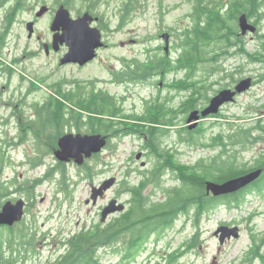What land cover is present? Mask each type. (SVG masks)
Returning <instances> with one entry per match:
<instances>
[{"label":"rangeland","instance_id":"1","mask_svg":"<svg viewBox=\"0 0 264 264\" xmlns=\"http://www.w3.org/2000/svg\"><path fill=\"white\" fill-rule=\"evenodd\" d=\"M20 1L22 2L0 0V46L3 45V37L8 35L7 47L0 49V183L10 188L11 182H14L18 188V192H15V188L8 189L9 196L2 200V204L19 199L25 201L23 221L18 226L26 228L24 231L27 235L35 232L32 244L37 254L34 259H30L33 255H28L26 264L48 260L52 263L65 255L71 246L68 243L73 238L86 234L88 228L95 230L99 225L110 224L118 217V212L111 213L101 222L100 211L110 200H117L127 210L130 199L127 187L139 185L144 176L153 170L155 156L148 155V147L144 143L148 142V134L143 132L140 135L109 139L100 153L85 160L82 165L78 166L71 161L60 164L59 167L49 150L43 153L34 148V139L25 127H31L30 123L42 109L41 106L51 102L52 98L60 105H65L66 101L51 90H60L56 84L64 76L67 79L97 80L96 88L109 93L115 107L122 110L117 111L116 117L110 120L118 122L120 126L126 125V129H130L133 124L145 127L143 116L146 102L153 105L159 98L174 96L172 94L175 92L169 85L173 86L172 82L181 80L185 76L184 72L173 71L162 81L160 77L151 79L147 76H141L139 83V80L130 82V79H126L127 83L123 84H110V81L115 76L120 78L121 74L125 75V61H146L148 55L152 56L158 48L162 49L163 40L158 39V36L163 33L170 35L167 56L176 60L178 52L173 50L170 53V49L180 43L178 36L183 37L181 33L193 26L196 0H137L130 9L129 16L124 8L127 0H94V5L87 4L86 0ZM203 2V6L216 5V8H224L222 13L229 7L225 0ZM16 4L19 9L13 13ZM41 4H49L51 8L64 6L71 19L83 18V13L89 12L86 14L92 17V21L88 22V26L97 28L103 42L113 47L99 50L97 57L85 66L77 67L70 63L58 68L55 64L56 56L45 55L37 40L41 35L43 40L46 38L49 18L39 21L36 34L31 35L28 31V24L40 11ZM87 6L90 7L89 11L86 10ZM57 11H53L52 17ZM240 14L245 13L242 10ZM94 17L97 18L96 23ZM255 20L251 19L249 22L254 24ZM14 35L20 36L19 44L14 43ZM262 36L264 18L256 25L255 33H246L240 37L244 51L252 54L258 48L259 37ZM67 51L66 46H60L57 57L63 58ZM229 51L232 56L221 58L217 69L208 65L209 63L197 67L193 80H204L208 99L219 90L232 87L242 80L250 79L252 85L239 94L234 102L224 104L218 116L187 125L186 114L180 115L170 129L164 128L167 135L160 140L161 148L172 150L173 153L176 150L180 164H194L200 159L210 162L220 153V148L204 144L219 134H234L241 126L251 130L249 138L237 146H230L228 139L227 153L223 155V159L232 161L240 168L244 165L248 169L264 154V130H255L258 125L264 127V65L250 62L247 57L235 53L234 49ZM63 90L67 92L68 88ZM87 93L88 91L82 93V96H87ZM180 96L182 95L176 96L168 104L178 108L180 98L185 99ZM207 102L201 100L198 108ZM67 108L80 112L72 104H68ZM153 115L154 113H149L147 117L151 118ZM41 123L37 120V126ZM65 127L79 135L90 134L87 125H83L79 131L74 124ZM197 129L201 133L194 135L193 143H188V133ZM48 138L51 140L52 137ZM16 142L19 145H13ZM34 160L36 163H33ZM173 177L171 172H165L161 186L165 189L176 186ZM111 179V185L97 194L93 201V188H98ZM24 184L31 187L28 190L32 195L30 201H27L24 191L20 189ZM144 196H151L149 199L152 202L164 199L163 191L155 190L154 183L145 187ZM240 199L243 201L239 208L235 205L230 208L219 205L204 215L198 224H195L192 216H180L158 238L151 236L147 247L131 259L129 264H264L261 258L254 256L255 252L264 256V243L257 249L259 243L264 241V191L248 193ZM221 225L237 226L239 237L220 242V235L214 233ZM81 240L84 238L81 237L78 242ZM90 247L97 261L94 264H119L122 247H108L104 242ZM19 251L21 256L27 254V250L23 248ZM85 253L88 252H82Z\"/></svg>","mask_w":264,"mask_h":264},{"label":"trees","instance_id":"2","mask_svg":"<svg viewBox=\"0 0 264 264\" xmlns=\"http://www.w3.org/2000/svg\"><path fill=\"white\" fill-rule=\"evenodd\" d=\"M86 1L89 2L87 4L94 5V0ZM134 2L138 1L127 0L125 2L124 8L128 16L130 9L134 7ZM203 3V0H196L193 26L183 34L181 33L183 37L178 36L180 43L170 49V53H173V50L178 52L176 60L167 56L163 46L162 49L158 48L153 52L152 56L148 55L146 61L135 59L128 62L125 67L126 78L130 79V82L139 80L137 83L141 81V76L151 79L160 77L162 81L173 71H183L185 74L181 80L172 82L173 86L169 85L170 89L175 92L172 94L174 96L165 99L159 98L153 105H150L151 102H146L147 106L143 116L146 122L145 127L133 124V126L130 125V129H126L124 127L126 125L120 126L118 122L110 120L116 117L117 111L121 112L122 110L115 107L113 99H109L101 93L90 97H82L78 92L70 94L69 97L74 99L71 102L76 105V109L81 111L80 113L70 109L69 111L67 107H61L60 112H57V103L55 106L53 103H48L37 113L41 118L56 111L53 114V119L60 120V134L65 125L73 126V124L78 131L83 125H87L88 132L108 136V139L147 133L148 142L144 143L148 147V155L155 156L153 170L144 176L139 185L127 187L130 199L124 213L119 214L110 224L99 225L95 230L87 229L86 234L73 238L72 242L68 243L71 246L59 259H55L52 263L49 260L39 261L37 264H94L95 253L90 246L101 242H104L108 247L116 245L122 247L119 264H129L131 259L147 247V241L151 236L158 238L161 233L171 228L172 223L180 216L185 218L192 216L195 224H198L204 215L219 205L228 208L232 205L240 207L243 201L240 198L221 200L207 194L206 183H222L254 170L255 165L248 169L244 165L243 168H240L235 166L232 161L223 159V155L227 153V140L229 139L230 146L243 144L242 142L249 138L251 130L243 129L241 126L229 136L219 134L210 138L209 142L204 145L220 148V153L210 162L200 159L194 164H180L176 157V150L173 153L172 150L162 149L160 145L161 138L167 135V130L164 128L170 129L180 115L186 114V122L188 115L198 109L201 100L204 102L210 100L205 94L204 80H193L197 67L203 63H209L208 65H213L217 69V63L221 58L227 59L232 56L230 49L236 50L235 53L247 57L246 59L252 63L264 65V36L259 37L258 48L250 54L244 51L243 41L238 30V19L242 10L248 20L256 19L254 26L264 18V0H230L229 9L223 10L224 13L219 12L216 5L208 7L203 6ZM138 5L140 6V3ZM178 95H182L180 97L185 99L180 98L179 107L174 108L168 102ZM149 113H154V115L148 118ZM132 117L129 116V118ZM259 128L264 130V127L261 128L260 125L255 130H259ZM200 133L198 129L188 133V143H193L194 135ZM255 163H261L258 164V167L263 166L264 154ZM165 172H171L174 175L176 186L170 189L161 186L162 176ZM37 182L39 183L38 180ZM149 183H154L155 190L163 191L164 199L162 201L152 202L149 199L151 196H144V189ZM25 184L20 189L24 191L27 201H30L32 195L28 193V190L31 187L29 188ZM4 185V183H0V205L2 200L9 196L8 188ZM64 185L67 186L66 183ZM11 187H15V191L18 192L15 183L11 182ZM254 191L263 192L264 181L259 183ZM21 223L12 227L0 226V264H26L29 259L28 255H33L30 259L37 258L32 244L35 232L33 231L32 235L30 233L27 235L24 231L26 228L18 226ZM81 237L84 240L78 242ZM263 243L264 241L259 243L258 250ZM20 248L27 250V254L21 256ZM83 251L88 253L82 254ZM255 256L264 261V256L259 255V252H255ZM95 262L97 263V261Z\"/></svg>","mask_w":264,"mask_h":264},{"label":"water","instance_id":"3","mask_svg":"<svg viewBox=\"0 0 264 264\" xmlns=\"http://www.w3.org/2000/svg\"><path fill=\"white\" fill-rule=\"evenodd\" d=\"M43 12V11H42ZM62 31L60 35V44H65L68 47V53L65 55L61 63H78L83 65L94 57L95 49L102 46L100 42V33L96 29H91L88 26V22H91L89 16H83V18L77 20H71L68 12L63 8L57 11L55 19L53 21L52 30H57L59 27ZM241 35H245L248 31L255 33L256 28L247 23L245 15H241L238 20ZM28 29L31 32V24L28 25ZM165 39H167L165 37ZM250 88V79L241 81L232 92L230 90H224L219 92L213 97L209 105L200 112L193 111L187 118V123L196 124L200 118H205L209 115L216 114L220 106L224 103L233 102L234 96L240 94ZM194 127V126H193ZM106 140L104 137L99 135H72L67 134L61 137L58 141L59 149L55 151V155L61 162H68L74 160L77 164H82L84 157L88 158L92 154L99 153L105 146ZM261 169L250 171L249 173L228 179L222 183L207 182L206 191L207 194L211 193L213 196L226 195L234 193L253 181H255L260 175ZM113 179L104 183L98 190H92V200L94 201L97 194H100L109 185H111ZM22 201H18L15 204L7 202L0 212V225H12L14 222L20 221L23 215ZM124 206L122 204L117 205L116 201L113 200L105 207L101 213V222L106 218L107 215L115 212L123 211ZM220 233L219 240L223 242L226 237L237 238V228L233 227L230 229L219 228L215 234Z\"/></svg>","mask_w":264,"mask_h":264},{"label":"flooded vegetation","instance_id":"4","mask_svg":"<svg viewBox=\"0 0 264 264\" xmlns=\"http://www.w3.org/2000/svg\"><path fill=\"white\" fill-rule=\"evenodd\" d=\"M6 1L7 0H5V2ZM21 2L22 1L19 0V3H21ZM39 7H41L40 8V11L34 16V18L32 19V21L29 22L31 24V35H32V33H35V34L37 33V25H38V23H39V21L41 19H43V18H47L48 19L49 18V24H48V27H47L46 38L43 40V37L41 35V36H38L37 40H38V43L41 44L45 55L53 54V55L56 56L55 64L57 65L58 68H60V56L57 57V55L60 53V46H65L64 44H60V20L58 21L59 22L58 29L55 30V31L52 30V28H53V21H54L55 16H56V14H54V16L52 17V13H53V11H57L58 9H59L58 11H60V5H57V6L53 7V8H51L49 4L48 5L41 4ZM17 8L19 9V7L16 4L15 9H13V13L15 12V10ZM7 33H9V32H7ZM18 38H20V36L14 35V43L15 44H19ZM7 41H8V35H6L5 37H3V39H2L3 45L0 46V49H4V48L7 47ZM0 66H1V64H0ZM77 67H80V66L77 65ZM65 78L66 77L64 76V77H62L59 80L64 81ZM238 83L236 85L232 86V87L231 86H227V87L221 89L219 92L224 91V90H230V91L233 92L235 90V87L238 85ZM251 85H252V83L250 82V86ZM58 88H60V86ZM219 92H217V93H219ZM215 95H213V96H215ZM238 95L239 94H236L234 96L235 98H234L233 102L235 101V99H236V97ZM62 100L66 101L67 104L64 102L65 105H63V104L60 105L56 100H51V102L49 101V102L43 104L42 106H45L48 103H53L54 106H55V104L57 103V110H56L57 112H60V108L61 107H67L68 104H72L73 107H76V105L71 102V100H74V99H71L70 97H68V98H63ZM209 101L206 103V105H204L201 108H198L197 110L199 112H201L205 107H207V105L209 104ZM230 103H232V102H230ZM225 104H227V103H225ZM220 108H219V110H220ZM219 110H218V112L216 114L209 115L206 119H209V117H211V116L212 117L218 116L219 113H220ZM56 111H53V114ZM65 111L67 112V109H65ZM53 114L47 115L48 120H47V117H44L43 116V117L40 118V116L38 114H36L35 115L36 118L34 120H32L31 123H30L33 126L31 125V127H29V126L25 127L26 129H28L31 138L34 139V143H33L34 144V148H36V150L38 152L42 151L43 153L46 152L47 150H49V154L51 156H53L54 152L56 150H58V148H59L58 147V141H59L60 137L66 135V134H78V133H73L72 130H71V128L69 129L68 127L67 128L64 127L62 129V131H61V134H60V120L55 121L53 119ZM37 120H40V122H42L41 125L37 126ZM48 136H51L52 137L51 140L48 138ZM261 161H259V162H261ZM56 164L58 166H60V163L59 162L56 163ZM258 164H261V163H258ZM258 164L254 162V164H253V165H255L254 166V170L261 169L262 173H261V175L255 181H253L252 183H250L246 187H244V188H242V189H240V190H238V191H236L234 193H230V194H226V195H220V196H216V197L220 198L221 200H224V199H227V198H234V197L242 198L245 195H248V193H255L254 189L258 186L259 183H262L264 181V165L258 167ZM8 189L9 190H13V187H10ZM7 192H8V190H7ZM232 206H234V205H232ZM224 207H226V206H224ZM221 227L222 228H227V229H230L231 227H234V228L236 227L237 228V232L239 233V228L237 226H228V225L222 226L221 225L219 228H221ZM238 237H239V235H238ZM230 239H231V237L230 238L226 237L224 240L225 241H228Z\"/></svg>","mask_w":264,"mask_h":264}]
</instances>
